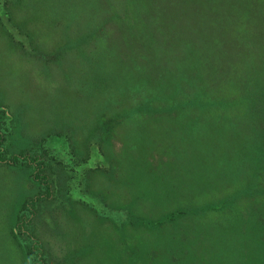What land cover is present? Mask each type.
I'll return each mask as SVG.
<instances>
[{"label":"rangeland","instance_id":"1","mask_svg":"<svg viewBox=\"0 0 264 264\" xmlns=\"http://www.w3.org/2000/svg\"><path fill=\"white\" fill-rule=\"evenodd\" d=\"M0 110V264H264V0H1Z\"/></svg>","mask_w":264,"mask_h":264},{"label":"trees","instance_id":"2","mask_svg":"<svg viewBox=\"0 0 264 264\" xmlns=\"http://www.w3.org/2000/svg\"><path fill=\"white\" fill-rule=\"evenodd\" d=\"M1 1V0H0ZM11 1V0H10ZM8 3H10V2H8ZM7 3V4H8ZM0 116L2 117L1 118V120H2V124H4V122H5V120H6V116L4 115V112H3V110H0ZM0 123V124H1ZM1 126V125H0ZM5 132H6V130H5ZM3 140H2V135H0V155L3 157V149H4V146H3ZM35 144H38V143H36L35 142ZM40 144V143H39ZM40 146H42V145H40ZM32 149H33V147H32ZM28 151V155H32V156H27V155H20V156H13L11 159H10V161H11V163L10 164H16V163H19V164H22L23 163V160H27L28 159V157L30 158V157H32L30 160L31 161H37L38 159L36 158V156H34V155H36V154H31V153H33L34 151L32 150V151H30V150H27ZM40 152H42V149L41 150H39ZM47 151V150H46ZM40 156V155H39ZM38 157V156H37ZM43 165H44V163L42 162V163H40L39 164V166L37 167V169H36V172H35V174H33V178H34V180H36V181H38V182H40L39 184H40V186L43 188V191L45 190V192H48L49 190H50V184H48L47 182H46V176H44V175H42L41 173H40V171L42 170V167H43ZM47 197H49V195L47 194ZM34 202V201H33ZM27 203L28 202H26V200H25V202L21 205V207H19V209L17 210V213H16V215L14 216V219L16 220V222L19 224V223H22L23 221H24V219H25V221H26V218L28 219V216L29 217H31V215H32V213H31V211H30V209H29V207H28V205H29V203H28V205H27ZM13 235H18V234H20L21 235V233L19 232V229H18V225L16 226V233H12ZM25 253H26V255H27V257H29V256H32V254H33V251L32 250H30V249H25ZM41 260V259H40ZM41 262H42V264H43V260H41ZM30 264H37L36 263V260H33L32 262H30Z\"/></svg>","mask_w":264,"mask_h":264}]
</instances>
